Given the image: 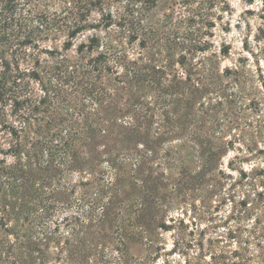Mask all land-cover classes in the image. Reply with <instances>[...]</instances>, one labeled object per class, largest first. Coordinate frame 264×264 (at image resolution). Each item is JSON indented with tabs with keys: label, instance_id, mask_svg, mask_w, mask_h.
<instances>
[{
	"label": "trees",
	"instance_id": "trees-1",
	"mask_svg": "<svg viewBox=\"0 0 264 264\" xmlns=\"http://www.w3.org/2000/svg\"><path fill=\"white\" fill-rule=\"evenodd\" d=\"M157 1L0 0V264H144L221 192L243 89L195 59L207 15L152 24Z\"/></svg>",
	"mask_w": 264,
	"mask_h": 264
},
{
	"label": "rangeland",
	"instance_id": "rangeland-1",
	"mask_svg": "<svg viewBox=\"0 0 264 264\" xmlns=\"http://www.w3.org/2000/svg\"><path fill=\"white\" fill-rule=\"evenodd\" d=\"M49 1L52 9H61L62 0ZM199 2L158 0L148 20L162 23L172 11L174 21L207 15L211 26L204 39L209 45L195 59L216 63L220 72L230 70L229 83L243 89V98L236 99L243 104L239 126L227 135L234 148L221 162V192L192 196L172 213L173 222L166 219L169 230L155 231L153 249L146 253L133 246L131 254L144 264H264V0H217L211 7ZM65 39L60 36L44 46L61 50ZM258 193L263 195L260 202Z\"/></svg>",
	"mask_w": 264,
	"mask_h": 264
}]
</instances>
